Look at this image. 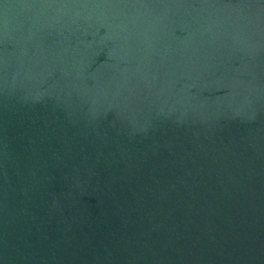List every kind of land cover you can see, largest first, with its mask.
I'll return each mask as SVG.
<instances>
[{"label":"water","instance_id":"obj_1","mask_svg":"<svg viewBox=\"0 0 264 264\" xmlns=\"http://www.w3.org/2000/svg\"><path fill=\"white\" fill-rule=\"evenodd\" d=\"M0 264H264V0H0Z\"/></svg>","mask_w":264,"mask_h":264}]
</instances>
